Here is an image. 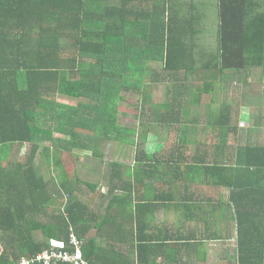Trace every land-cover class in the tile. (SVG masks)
<instances>
[{"label":"trees","instance_id":"1","mask_svg":"<svg viewBox=\"0 0 264 264\" xmlns=\"http://www.w3.org/2000/svg\"><path fill=\"white\" fill-rule=\"evenodd\" d=\"M248 70L264 72V0H0V264L72 238L106 264L105 233L121 261L200 264L217 228L232 264H264V98ZM133 94L139 147L109 159ZM159 207L181 213L174 242L143 223Z\"/></svg>","mask_w":264,"mask_h":264},{"label":"crops","instance_id":"2","mask_svg":"<svg viewBox=\"0 0 264 264\" xmlns=\"http://www.w3.org/2000/svg\"><path fill=\"white\" fill-rule=\"evenodd\" d=\"M250 71L255 72L254 70H248L247 72V83L249 85H253L254 83L257 84L259 83V87L257 90L256 87V91L260 94V92L262 91V96L264 98V83H262V80H264V72H260L261 75L259 77L258 80L253 81L252 82V76L250 74ZM258 72V71H257ZM255 72V73H257ZM250 76H251V80H250ZM264 102V100H263ZM261 108H263L262 110H264V104L261 103L260 104ZM258 120V119H257ZM264 121V119L260 118L259 122ZM193 188H200L199 185L197 184H193L192 185ZM203 188V187H202ZM199 201H203L206 199V194L201 193L199 194ZM143 197V196H142ZM132 201V204L130 205V211H136L139 208H141V203L140 201H137L135 198H131L130 199ZM143 201V199H142ZM204 205V203L200 204V206L202 207ZM118 208H115L116 212V218L118 219V221L121 222L122 218H121V214H123V212L119 213L117 212ZM132 209V210H131ZM139 212L141 210H138ZM167 212V211H166ZM162 210L161 207H159L156 211L151 209L149 212L148 211H143V223L144 225H146L147 227L149 226H159L161 228L164 229V233H163V238H172L173 233L170 232L171 226L176 224L177 222H179L181 220V213L179 214H171V213H166ZM216 214L217 212L214 211L213 213H210L208 216L212 217L214 219H216ZM183 219V218H182ZM185 219V218H184ZM180 226V225H178ZM209 228H215V222L209 223L208 224ZM116 228V226L114 225V229ZM222 229L217 228V230L215 232L210 231V233L208 235L205 234H201V232H197L199 241L202 242L204 244V237L205 239H208V241L206 242V245L204 248L207 249V253H206V257L204 262H201L200 264H232L235 262V254H236V246L232 245L231 241H226V242H222V239L218 240V234ZM105 237L107 239V244H109L108 249H107V256L108 259L106 261V264H139L138 263V256H137V252L136 249L133 248L134 251L130 250L129 252L126 253L127 257L125 259V261H121L119 258V255L122 254V252H120L121 250H123L122 248L117 247V243L116 241L111 237L110 234H106L105 233ZM102 239H98V241L102 240L103 243H105L104 237L101 235ZM172 240V239H171ZM171 242H174L173 240ZM105 245V244H104ZM182 256L184 257V259L182 260L181 258H179V262L177 264H185V262L187 261V254L184 252L182 253ZM160 262H163V259L160 258L159 260ZM166 263V261H165ZM191 264H195L193 261L191 262Z\"/></svg>","mask_w":264,"mask_h":264},{"label":"rangeland","instance_id":"3","mask_svg":"<svg viewBox=\"0 0 264 264\" xmlns=\"http://www.w3.org/2000/svg\"><path fill=\"white\" fill-rule=\"evenodd\" d=\"M212 31H213L212 29L210 31H209V29H206V38L209 42L213 39V36H214V33H212ZM250 74L252 76V82L258 80L260 75H261L260 71H258L257 73L250 71ZM251 76H250V80H251ZM262 83H264V80H262ZM253 91H254V89H253ZM260 94L261 95L263 94L262 91L260 92ZM157 96H158V98L160 96L161 97L164 96L163 91L160 93L157 92ZM250 99L254 100V94L251 95ZM137 101H138V96L133 94L131 97H128L126 99V102H124L122 104L121 111L124 112L125 116L120 117V127H122V128H119V141H120L121 145H120V143H118L115 147H120V148L123 147V149L117 150L116 153L114 151L115 148L111 149L113 151L111 152V154H109V157H108L109 159H113V157L119 155L121 153L120 151H122V153H123V152H125L126 149L131 150L134 146H135L134 148L139 147V146H137V144H138L137 136L135 137L134 135L130 134V132L128 131V129H132L133 126H135L137 124V122H135V117L137 116V113H136V110L134 109V104ZM62 103L69 106V102H67V101H62ZM259 104H261V101L259 102ZM262 112H264V110H262ZM48 115L53 116L54 114L51 113ZM197 116L198 115L196 112V108L193 107L191 110V122L194 121L193 118L197 119ZM51 124L54 125L55 123L52 122L49 118H45V120H43V122L40 125L43 128V130H45L46 128L48 129V127H50ZM201 124H203V122ZM205 132H209L208 136H210L212 138L215 136V134L209 130H206ZM151 136H152V138H151L150 142L148 144H146V146H148V147H152L154 145L153 140H154L155 135H151ZM173 140L170 141V145H171V143L173 144ZM23 152L21 154L19 153L18 157H17L18 161H20V162L24 160ZM128 155L129 154H127L126 157H128ZM126 161H128V159H126ZM41 171L43 173H47L46 167H43L41 169ZM46 178H48V175ZM0 250H1V248H0Z\"/></svg>","mask_w":264,"mask_h":264},{"label":"built area","instance_id":"4","mask_svg":"<svg viewBox=\"0 0 264 264\" xmlns=\"http://www.w3.org/2000/svg\"><path fill=\"white\" fill-rule=\"evenodd\" d=\"M72 247H75L74 254H70ZM21 264H88V262L84 259L80 243L76 238H72L66 248L58 243L32 259H25Z\"/></svg>","mask_w":264,"mask_h":264}]
</instances>
